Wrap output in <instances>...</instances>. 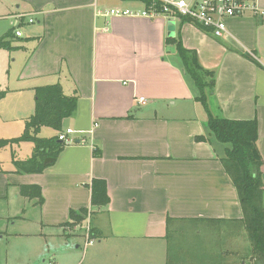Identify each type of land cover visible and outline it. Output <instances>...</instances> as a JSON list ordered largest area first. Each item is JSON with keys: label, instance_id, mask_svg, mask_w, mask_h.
Segmentation results:
<instances>
[{"label": "crops", "instance_id": "crops-1", "mask_svg": "<svg viewBox=\"0 0 264 264\" xmlns=\"http://www.w3.org/2000/svg\"><path fill=\"white\" fill-rule=\"evenodd\" d=\"M12 2L15 22L38 18L24 34L14 33L20 41L10 40L16 68L9 77L13 85L0 89L6 90L0 104L8 105L0 120H16L10 112L30 106L22 101H34V86L59 83L65 94L78 96L62 130H74L76 140L79 132L86 138L85 144H66L40 173L0 171V202L18 207L4 216L15 218L11 225L32 226L18 234L58 239L74 234L79 225H69V211L86 207L92 210L94 243L84 246L83 234L74 245L62 242L47 264L246 260L250 240L240 221L236 189L220 162L224 145L209 135L204 109L194 99L173 46L165 44L172 37L167 22L96 14L99 6L141 7L136 0ZM227 28V35L215 37L185 22L177 33L185 48L196 51L200 64L215 71L208 100L212 113L257 120L264 186V20L231 17ZM139 97L146 102L140 104ZM200 135L206 139L196 140ZM92 178L105 180L106 206H90L86 185ZM20 185L38 186L42 203L20 195ZM262 201L264 206V191Z\"/></svg>", "mask_w": 264, "mask_h": 264}, {"label": "trees", "instance_id": "trees-1", "mask_svg": "<svg viewBox=\"0 0 264 264\" xmlns=\"http://www.w3.org/2000/svg\"><path fill=\"white\" fill-rule=\"evenodd\" d=\"M186 20L182 19L181 23ZM202 29V28H201ZM14 36L12 30L0 37V47L11 49L10 39ZM165 44L172 45L180 60L185 79L195 91L194 99L198 101L206 115V127L213 140L224 144L220 162L226 174L233 183L242 210L241 223L244 225L250 240L249 264H264V206L262 195V158L257 146L258 124L253 119H229L214 115L209 106V98L214 91L215 71L204 68L195 50L182 45L179 35L166 37ZM243 57L258 64L245 51H239ZM34 92V110L25 120L24 129L20 135L11 138H0V148L7 145L30 141L34 144L32 154L26 160H14L20 166L17 173H40L50 164L44 163L46 157L53 160L66 144L58 139L62 130V120L73 115L77 108L78 96L67 95L59 83L38 85L32 88ZM6 90H0V99ZM43 126L51 127L57 134L50 137H40ZM196 140H205L204 135L196 136ZM13 156V153H12ZM90 190V206L100 208L109 203L107 185L104 179L92 178L86 185ZM19 194L26 197H36V203L43 201L40 188L36 185H20ZM92 213L90 208L82 207L70 210L69 225H80ZM92 237V231L90 229Z\"/></svg>", "mask_w": 264, "mask_h": 264}, {"label": "rangeland", "instance_id": "rangeland-1", "mask_svg": "<svg viewBox=\"0 0 264 264\" xmlns=\"http://www.w3.org/2000/svg\"><path fill=\"white\" fill-rule=\"evenodd\" d=\"M12 1L13 0H0V37L10 30L14 33L16 29L19 30L22 35L28 28H32L36 25L37 22L38 16L32 17V23L27 22L28 16L25 18L24 24L17 23V21L15 22L14 18L11 16L15 8V3ZM111 1L112 0H106V3L109 4ZM98 8L102 9L108 7L99 6ZM178 27L179 24L176 22V31L172 37L177 38ZM10 40L11 43L20 41V39L13 37ZM14 58L15 55L12 48L0 47V89H5L13 85L9 77L13 75L16 68V62L13 61ZM22 102L23 105L26 104L30 106L22 107L16 112H10L12 117H17L16 120L6 122L0 120V138L15 137L20 135L23 131L25 120L33 111L32 106L34 101L29 104L26 99H23ZM5 106L8 105H5V103L0 104L1 115L7 113L4 111ZM55 134H57V131L47 126H43L39 132L40 137H50ZM69 136L72 137V134ZM33 147L34 144L32 142L23 141L18 144L7 145L0 148V171L4 172L19 169L20 166L15 164L14 160H26L32 154ZM9 193L11 194V189ZM17 208L18 207L13 206L7 207L6 204L4 205L3 202H0V234L2 235V237H0V264H47L52 261L55 247H58L62 242L74 245V242L81 240V234H84L83 229L80 228L79 225L74 234L59 236L60 239H58L57 235H44L43 238L34 237L33 235H20L18 234L19 232L26 230L32 231V226L27 228L20 224L19 221L11 225L12 220L15 218L7 219L4 216L6 211L13 212L17 210ZM86 222L91 223L90 217H86ZM68 230L69 232L73 231L72 228ZM51 232H56V229H53ZM247 247H249V245ZM247 259H249L248 256H246V260L242 258L236 264H241L242 261L246 262ZM247 262H249V260Z\"/></svg>", "mask_w": 264, "mask_h": 264}, {"label": "built area", "instance_id": "built-area-1", "mask_svg": "<svg viewBox=\"0 0 264 264\" xmlns=\"http://www.w3.org/2000/svg\"><path fill=\"white\" fill-rule=\"evenodd\" d=\"M141 7H108L96 9V14L104 17H144L149 19L162 18L167 23H181L185 19L187 23L209 31L215 37H224L228 34L227 19L231 17H252L264 20V5L259 0H136ZM22 16V15H21ZM28 22H33L32 18ZM106 30V26H104ZM19 36V30H15ZM138 102L144 104L146 99L139 97ZM75 131L66 128L58 133V139L65 144H85L86 138L83 132H79V138L74 139L70 134ZM93 149V144L90 145ZM89 217V213H88ZM87 217V218H88ZM86 222V221H85ZM85 237L84 246L94 243L90 235L89 223L82 227Z\"/></svg>", "mask_w": 264, "mask_h": 264}, {"label": "water", "instance_id": "water-1", "mask_svg": "<svg viewBox=\"0 0 264 264\" xmlns=\"http://www.w3.org/2000/svg\"><path fill=\"white\" fill-rule=\"evenodd\" d=\"M167 30H168V34H169V36H173V34H174V30H175V25L172 23V22H168L167 23ZM53 160V158L52 157H46L45 159H44V163H48V162H51Z\"/></svg>", "mask_w": 264, "mask_h": 264}]
</instances>
